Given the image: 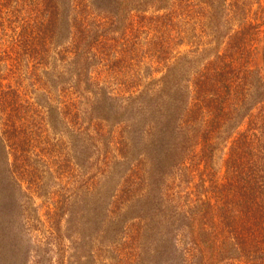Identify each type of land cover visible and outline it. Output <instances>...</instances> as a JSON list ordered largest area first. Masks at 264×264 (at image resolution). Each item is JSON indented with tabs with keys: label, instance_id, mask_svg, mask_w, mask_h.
Returning a JSON list of instances; mask_svg holds the SVG:
<instances>
[{
	"label": "trees",
	"instance_id": "16d2710c",
	"mask_svg": "<svg viewBox=\"0 0 264 264\" xmlns=\"http://www.w3.org/2000/svg\"><path fill=\"white\" fill-rule=\"evenodd\" d=\"M79 246L264 264V0H0V264Z\"/></svg>",
	"mask_w": 264,
	"mask_h": 264
},
{
	"label": "rangeland",
	"instance_id": "374dc122",
	"mask_svg": "<svg viewBox=\"0 0 264 264\" xmlns=\"http://www.w3.org/2000/svg\"><path fill=\"white\" fill-rule=\"evenodd\" d=\"M16 71V70H14ZM17 72V71H16ZM5 76V74H4ZM8 79L6 81H4V85H7L8 81L9 83L14 86H16V79H17V74L10 72L8 75ZM95 77H97V74L95 73ZM22 92L27 93L28 96H32L31 95V91L30 88L28 87V82L24 81L23 84V88L20 89ZM223 172H220V177H222ZM195 181L196 183L199 181L197 174L195 175ZM25 186V185H24ZM35 197V196H34ZM36 201V203L40 206L42 204V202L40 201L41 198H38L37 196L34 199ZM46 200V199H45ZM47 205L50 204V202L47 201L46 203ZM42 210H40L41 213ZM42 217L43 214L41 213ZM45 217V216H44ZM67 245H70L69 243H67ZM68 247V246H67ZM66 250H64V252L62 254H58V256L56 255H51V260L50 263L47 264H103V260L100 258H90L88 257V252H85V250L83 248H81L80 246L77 248L79 249V251H74V250H68V248H65ZM25 257H23L22 260H24L25 262ZM29 264H42L41 259L39 258H32V255L29 257ZM24 264V263H23Z\"/></svg>",
	"mask_w": 264,
	"mask_h": 264
}]
</instances>
